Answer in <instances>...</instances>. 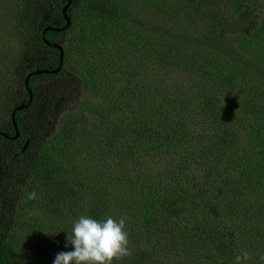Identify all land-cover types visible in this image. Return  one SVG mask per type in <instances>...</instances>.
I'll list each match as a JSON object with an SVG mask.
<instances>
[{
    "label": "trees",
    "instance_id": "1",
    "mask_svg": "<svg viewBox=\"0 0 264 264\" xmlns=\"http://www.w3.org/2000/svg\"><path fill=\"white\" fill-rule=\"evenodd\" d=\"M153 2L162 33L71 0L42 39L67 0H0V264H53L82 215L127 218L115 264H264V0Z\"/></svg>",
    "mask_w": 264,
    "mask_h": 264
},
{
    "label": "clouds",
    "instance_id": "2",
    "mask_svg": "<svg viewBox=\"0 0 264 264\" xmlns=\"http://www.w3.org/2000/svg\"><path fill=\"white\" fill-rule=\"evenodd\" d=\"M29 200L36 193L28 194ZM126 217L114 219L108 216L97 220L82 215L74 222L71 232H65V247L70 251L59 252L53 264H115L130 254ZM248 253L236 257V264L247 261ZM264 261V256L260 257Z\"/></svg>",
    "mask_w": 264,
    "mask_h": 264
},
{
    "label": "rangeland",
    "instance_id": "3",
    "mask_svg": "<svg viewBox=\"0 0 264 264\" xmlns=\"http://www.w3.org/2000/svg\"><path fill=\"white\" fill-rule=\"evenodd\" d=\"M117 1H119V0H117ZM131 4H133V6L130 4L125 6L126 12L128 14L132 15V17H133L130 21H128V23H131L133 25L135 23V25H137L139 29L154 27L155 29H157V32L162 33L164 31H166L167 28H169L173 25L172 22L168 18L164 19L165 16H163L161 13H159L157 11L159 8V5L157 7H155V3L153 2V0H146L145 2L141 3L138 7H135L136 3L134 0H131ZM128 6H129V8H128ZM127 36L129 37V35H127ZM118 45H119V47H127V44L122 43V42H119ZM133 46L134 45L131 44V48ZM134 53H136V55H135L136 57L139 56L138 52H134ZM145 57H147V56H145ZM132 59H133L132 55H129V60L134 62ZM26 65H27V63L23 64L21 66L18 65V68L23 70L27 67ZM75 83L76 82L74 80H72V78H71L69 86H73ZM55 88H57L56 82H53L51 85L48 84V85H41V86L38 85L37 86L38 96H39V98L41 97L40 98L41 101L37 105L38 109H42L46 95L58 98L57 96H54L51 94V91ZM59 100L64 102V100L62 98H59ZM59 100H56V101L58 102ZM56 101L50 100L47 103V106L49 108L54 107L56 104ZM19 103L21 105L25 104L23 102V100L20 101ZM0 159H1V157H0ZM3 166L4 165H2V163L0 161V175H2L4 173V167Z\"/></svg>",
    "mask_w": 264,
    "mask_h": 264
},
{
    "label": "water",
    "instance_id": "4",
    "mask_svg": "<svg viewBox=\"0 0 264 264\" xmlns=\"http://www.w3.org/2000/svg\"><path fill=\"white\" fill-rule=\"evenodd\" d=\"M70 4H71V0H67V4H66V5L63 7V9H62V15H63V18H64V20H65V25H64V27L61 28V29H53V28H51V27H47V28L44 29V31L42 32V35H41V36H42V39L44 38V35H45V33H46L47 31L61 32V31L66 30V29L69 27V25H70V19H69V17L67 16V10H68ZM52 47H54V48H56V49H58V50L60 51V56H59V62H58L57 69H56L55 71H51V72H49V71H34L33 73L29 74V75L25 78L24 85H25V88H26L27 91H28V101H27L26 104H22V105L16 107V108L13 110L12 114H11V121H12L13 126H14V129H15V135H14V137L9 138V139L12 140V141L15 140V139L18 137V135H19V132H18L16 126H15V120H14V116H15V114H16L17 111H19V110H24V109H26V108L31 104V102H32V93H31V91L28 89V80H29V78H30L31 76H33V75H38V74H56V73H58V72L60 71V69L62 68V63H63V52H62L61 46H59V45H57V44H53ZM0 135H2V134H0ZM3 136L7 138V136H5V135H3ZM26 147H27V144H25V146L23 147V151L26 149Z\"/></svg>",
    "mask_w": 264,
    "mask_h": 264
}]
</instances>
